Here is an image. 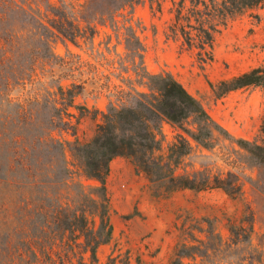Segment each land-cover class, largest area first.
Here are the masks:
<instances>
[{
	"label": "trees",
	"instance_id": "1",
	"mask_svg": "<svg viewBox=\"0 0 264 264\" xmlns=\"http://www.w3.org/2000/svg\"><path fill=\"white\" fill-rule=\"evenodd\" d=\"M140 2L0 0V264H96L97 249L112 237L106 179L117 157L130 159L136 173L167 193L219 189L232 199L243 197V184L234 173L212 178L206 171L176 174L182 158L192 150L191 142L208 149L215 133H226L171 74H149L143 69V46L132 26L124 28L125 46L139 60L135 74L147 92L132 89L127 105L110 103L87 142L53 135L57 130L74 135L67 109L83 89L76 83L61 84L70 78L72 67L53 53V41L76 46L79 40H90L97 25L112 21L125 9L132 13ZM263 3L179 0L170 30L179 32L188 49L198 50L197 55H209L217 25ZM45 84H53L54 91ZM250 86L264 92V68L220 81L212 90L222 96ZM188 122L192 128L185 127ZM164 123L186 136L177 134L162 155ZM262 127L264 135V117ZM235 142L245 152L241 163L256 170L254 177H243L251 203L237 222L229 223L226 241L207 222L205 239L195 240L187 233L197 244L182 243L170 264H220L218 259L224 264H264V233L256 245L252 243L257 219L264 222V142ZM67 150L72 163L66 159ZM75 177L98 185H84ZM117 263L128 264V259L121 263L110 255L105 264Z\"/></svg>",
	"mask_w": 264,
	"mask_h": 264
},
{
	"label": "rangeland",
	"instance_id": "2",
	"mask_svg": "<svg viewBox=\"0 0 264 264\" xmlns=\"http://www.w3.org/2000/svg\"><path fill=\"white\" fill-rule=\"evenodd\" d=\"M67 1L80 4L83 0ZM178 1L141 0L132 13L125 9L112 21L97 25V32L90 40H79L76 46L53 41V53L64 57L72 67L68 73L70 78L62 80L61 84L67 87L76 83L83 87L74 98L73 106L67 109L75 124L74 135L71 131L58 130L53 135L63 141L87 142L95 133L100 113L105 112L110 103L127 105L132 89L147 92L135 74L139 60L125 46L124 28L132 26L143 46V69L149 74H171L226 133H215L212 147L208 149L191 142L192 150L182 158L176 174L206 171L212 178L225 177L231 172L238 175L244 195L232 199L219 189L167 193L163 187L150 183L144 174L136 173L130 159L117 158L111 161L106 179L112 237L109 243L97 249L96 264H105L110 255L121 263L127 258L128 264H170L182 243L196 245L195 240L205 239L207 222L226 241L229 223L237 222L246 204L252 201L249 185L243 182V177H254L256 170L241 163L245 152L235 141L263 144L264 92L260 87L250 86L216 96L212 86L251 69L264 68V3L225 19L224 25H217L212 49L207 48L210 54L199 56L197 49H188L179 32L170 30ZM186 6H189L188 1ZM191 24L196 25L193 20ZM191 33L196 34L195 30ZM45 87L50 91L55 89L53 84H45ZM185 127L192 128L190 122ZM161 130L162 155L177 134L186 136L167 123ZM66 159L73 162L68 150ZM75 178L87 186L98 185L92 180ZM187 233L195 240H190ZM263 233L264 222L258 218L252 235L254 245ZM216 262L224 264L220 259Z\"/></svg>",
	"mask_w": 264,
	"mask_h": 264
},
{
	"label": "crops",
	"instance_id": "3",
	"mask_svg": "<svg viewBox=\"0 0 264 264\" xmlns=\"http://www.w3.org/2000/svg\"><path fill=\"white\" fill-rule=\"evenodd\" d=\"M117 158H121V157H117ZM117 158L113 159L112 161H115Z\"/></svg>",
	"mask_w": 264,
	"mask_h": 264
}]
</instances>
